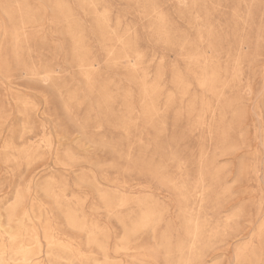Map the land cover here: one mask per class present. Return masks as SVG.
<instances>
[{"label":"rangeland","instance_id":"1","mask_svg":"<svg viewBox=\"0 0 264 264\" xmlns=\"http://www.w3.org/2000/svg\"><path fill=\"white\" fill-rule=\"evenodd\" d=\"M0 264H264V0H0Z\"/></svg>","mask_w":264,"mask_h":264},{"label":"bare ground","instance_id":"2","mask_svg":"<svg viewBox=\"0 0 264 264\" xmlns=\"http://www.w3.org/2000/svg\"><path fill=\"white\" fill-rule=\"evenodd\" d=\"M123 59V58H122ZM115 60V59H114ZM127 60V59H126ZM111 62H113V61H111ZM92 66V65H91ZM91 74V73H90ZM90 76V75H89ZM87 78V77H86ZM201 78V77H200ZM202 85V84H201ZM146 92V91H145ZM149 95V94H148ZM152 95H153V93H152ZM149 98H152V97H149ZM121 203V202H120ZM119 204V203H118ZM124 205V204H123ZM122 207V206H121ZM61 209V208H60ZM148 214H150V213H148ZM153 214V213H152ZM148 218V217H147ZM141 220V219H140ZM141 223H143V221L142 222H140V224ZM147 223V222H146ZM149 223V222H148ZM139 225V224H138ZM139 226H141V225H139ZM12 230V229H11ZM99 232V231H98ZM8 234V233H7ZM46 243V242H45ZM18 246V245H17ZM21 246V245H20ZM68 246V245H67ZM21 248V247H20ZM27 252V251H26ZM29 252H31V251H29ZM26 254V253H25ZM23 256H24V254H23ZM105 259V258H104ZM105 261H107V260H105ZM17 263V262H16Z\"/></svg>","mask_w":264,"mask_h":264}]
</instances>
